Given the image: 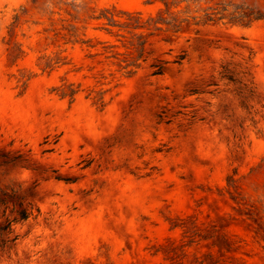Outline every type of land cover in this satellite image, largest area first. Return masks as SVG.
<instances>
[{"label": "rangeland", "instance_id": "374dc122", "mask_svg": "<svg viewBox=\"0 0 264 264\" xmlns=\"http://www.w3.org/2000/svg\"><path fill=\"white\" fill-rule=\"evenodd\" d=\"M163 1L0 0V264H264V0Z\"/></svg>", "mask_w": 264, "mask_h": 264}, {"label": "trees", "instance_id": "16d2710c", "mask_svg": "<svg viewBox=\"0 0 264 264\" xmlns=\"http://www.w3.org/2000/svg\"><path fill=\"white\" fill-rule=\"evenodd\" d=\"M164 3L165 9L158 12L156 18H148L143 20L140 13H132L126 11H116L112 9H104L99 12L98 15H92L90 18L95 20L104 19L106 22L104 27L101 28L105 33L117 37L122 46L127 50L126 53H120L115 51V45H107L102 43L103 53L106 54V59H114L116 64L121 70H127V73L134 72L140 67V60L145 61L144 54L145 45L147 43L145 36H151L155 32H178L180 29V24L184 22V19H180L170 12V4L160 0ZM264 18L262 15L255 16V19ZM211 19V18H210ZM115 29V31H114ZM121 32H124L122 34ZM145 32L146 35H145ZM126 34L128 36H126ZM184 59L181 55L177 58L175 63L179 64ZM166 62L156 61L151 65L153 69L152 75L162 74L163 65ZM51 65L48 59L44 66L49 67ZM74 91L70 90L69 95H74ZM63 97L66 94H62ZM20 219L24 220L29 217V213L26 210L17 211ZM11 222H7L4 225H0V232H10ZM16 238L12 239L15 240ZM3 245V244H2ZM1 245V246H2Z\"/></svg>", "mask_w": 264, "mask_h": 264}]
</instances>
